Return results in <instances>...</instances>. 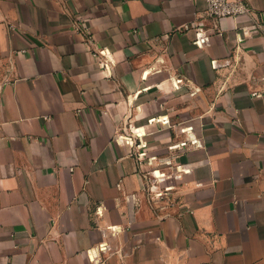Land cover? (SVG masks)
<instances>
[{"label": "crops", "instance_id": "obj_1", "mask_svg": "<svg viewBox=\"0 0 264 264\" xmlns=\"http://www.w3.org/2000/svg\"><path fill=\"white\" fill-rule=\"evenodd\" d=\"M245 2L0 0V264H264Z\"/></svg>", "mask_w": 264, "mask_h": 264}, {"label": "built area", "instance_id": "obj_2", "mask_svg": "<svg viewBox=\"0 0 264 264\" xmlns=\"http://www.w3.org/2000/svg\"><path fill=\"white\" fill-rule=\"evenodd\" d=\"M207 1V13L208 16L221 20L224 18H240L250 14V8L245 2V0H206ZM203 33L197 34L196 45L202 46V41L200 40ZM103 66V64H101ZM254 96H259L261 94H253ZM194 143V142H193ZM179 170V169H178ZM188 171V170H187ZM189 172V171H188ZM155 197H161L162 193H154ZM90 253V252H89ZM90 257L96 258L97 254H89Z\"/></svg>", "mask_w": 264, "mask_h": 264}, {"label": "rangeland", "instance_id": "obj_3", "mask_svg": "<svg viewBox=\"0 0 264 264\" xmlns=\"http://www.w3.org/2000/svg\"><path fill=\"white\" fill-rule=\"evenodd\" d=\"M170 196H168V197H170ZM166 200H168V199H164L163 201H166ZM170 200H171L170 203L176 201V199L174 197H171Z\"/></svg>", "mask_w": 264, "mask_h": 264}]
</instances>
